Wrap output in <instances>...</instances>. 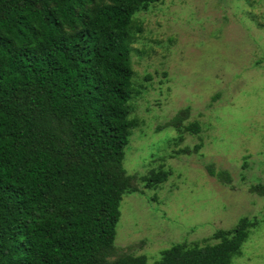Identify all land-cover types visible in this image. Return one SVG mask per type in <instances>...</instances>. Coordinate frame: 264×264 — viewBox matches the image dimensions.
Listing matches in <instances>:
<instances>
[{"label": "trees", "instance_id": "obj_1", "mask_svg": "<svg viewBox=\"0 0 264 264\" xmlns=\"http://www.w3.org/2000/svg\"><path fill=\"white\" fill-rule=\"evenodd\" d=\"M160 1L0 0V264H147L114 257L113 242L122 197L139 192L122 166L137 126L133 16ZM207 172L230 185L227 171ZM168 175L138 180L152 189ZM249 190L264 197L262 183ZM256 226L244 217L213 244L175 243L158 264H231Z\"/></svg>", "mask_w": 264, "mask_h": 264}, {"label": "rangeland", "instance_id": "obj_2", "mask_svg": "<svg viewBox=\"0 0 264 264\" xmlns=\"http://www.w3.org/2000/svg\"><path fill=\"white\" fill-rule=\"evenodd\" d=\"M129 117L122 166L138 193L122 197L114 257L158 264L175 243L203 246L241 219L257 222L231 264H264V0H162L133 16ZM179 111V128L165 126ZM197 123L200 132L182 128ZM199 145L197 151L194 147ZM187 151V152H186ZM227 171L219 183L207 167ZM169 173L147 189L150 170Z\"/></svg>", "mask_w": 264, "mask_h": 264}]
</instances>
